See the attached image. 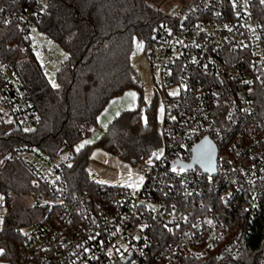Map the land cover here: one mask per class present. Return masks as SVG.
Here are the masks:
<instances>
[{
  "label": "built area",
  "instance_id": "obj_1",
  "mask_svg": "<svg viewBox=\"0 0 264 264\" xmlns=\"http://www.w3.org/2000/svg\"><path fill=\"white\" fill-rule=\"evenodd\" d=\"M47 3L28 0L2 17L43 74L64 54L41 29ZM172 17L144 51L164 116L160 147L129 160L141 187H107L92 175L95 195L71 193L65 171L77 152L68 145L50 157L23 142L1 159L0 172L18 162L33 177L37 216L13 264H264V253L246 252L264 207V0H192ZM39 123L16 63L0 52V124L29 134ZM205 139L217 151L214 176L181 165ZM8 213L0 191V233Z\"/></svg>",
  "mask_w": 264,
  "mask_h": 264
},
{
  "label": "trees",
  "instance_id": "obj_2",
  "mask_svg": "<svg viewBox=\"0 0 264 264\" xmlns=\"http://www.w3.org/2000/svg\"><path fill=\"white\" fill-rule=\"evenodd\" d=\"M167 1L48 0L41 29L68 55L57 75L59 85L53 86L17 28L2 20L6 13L24 9L28 0H0L1 55L6 61L16 63L40 116L35 133H22L13 126L0 124V161L23 142L39 147L50 157L66 145L74 148L90 137L84 135L83 128L97 124L99 115L112 99L132 89L142 95L143 85L132 57L139 43L143 48L153 43L158 26L172 22L171 12L178 4L173 3L167 9ZM191 1L180 0V5ZM156 95L157 100L145 109L146 121L141 108L125 112L95 145L117 152L116 144H121L124 157L129 160L159 148L158 92ZM92 147L82 148L65 171L71 193H97L98 187L90 181L87 172ZM33 190V177L21 163L14 162L0 172V191L9 209L0 233L3 257L14 260L24 241L23 228L36 219L37 212L26 202ZM255 228L246 252L259 258L264 253V207Z\"/></svg>",
  "mask_w": 264,
  "mask_h": 264
},
{
  "label": "rangeland",
  "instance_id": "obj_3",
  "mask_svg": "<svg viewBox=\"0 0 264 264\" xmlns=\"http://www.w3.org/2000/svg\"><path fill=\"white\" fill-rule=\"evenodd\" d=\"M176 2L175 0L167 1V9L174 4H178L180 7L182 4L180 0ZM176 2V3H175ZM139 45H141L139 43ZM147 48V46H146ZM146 48L136 47L135 52L132 57L133 67L141 78L143 85L142 95L137 90H128L129 92L125 95V100L133 105V110L141 108L143 120L146 121V107L152 105L157 100V87L156 79L158 78V73L154 72L150 60L147 58L146 53L144 52ZM60 52L57 50L54 53L58 63L56 65H50L45 73V76L54 86H58L59 82L57 80L58 72L61 68V64H64L68 60V55L65 51ZM40 62L45 61V59L39 60ZM127 92V91H126ZM125 92V93H126ZM134 93L135 95H129ZM123 95V94H122ZM162 102L159 100L157 103V118L158 122L163 120L164 111ZM110 127V126H109ZM108 128L100 129L97 134L90 136L83 140L80 144L74 147V150L79 153L82 148H79L81 144H84V147L87 145L93 146L89 154L87 172L89 176L96 175V183L107 186V187H124L131 190H137L142 186L143 180L137 179L134 175L133 168L129 162V159L125 158L117 152L109 151L101 146L95 145L98 141L102 139L105 135V132ZM86 141H91L90 143H85ZM83 147V148H84ZM79 148V150H77ZM32 198L28 199L27 205H31ZM23 234V233H22ZM0 264H13V262L6 257H0Z\"/></svg>",
  "mask_w": 264,
  "mask_h": 264
},
{
  "label": "water",
  "instance_id": "obj_4",
  "mask_svg": "<svg viewBox=\"0 0 264 264\" xmlns=\"http://www.w3.org/2000/svg\"><path fill=\"white\" fill-rule=\"evenodd\" d=\"M177 7H175L171 14L174 13ZM16 131H20V128L17 126ZM36 130H33L31 133H35ZM216 147L213 142L209 139H205L202 141L195 149H194V157L191 163L189 164H181L185 169H194L199 167L203 170V172L214 176L216 175Z\"/></svg>",
  "mask_w": 264,
  "mask_h": 264
},
{
  "label": "crops",
  "instance_id": "obj_5",
  "mask_svg": "<svg viewBox=\"0 0 264 264\" xmlns=\"http://www.w3.org/2000/svg\"><path fill=\"white\" fill-rule=\"evenodd\" d=\"M112 99L105 110L99 115L97 121L98 132L100 129L109 128V126L123 113L132 111L133 105L128 103L125 98V95L128 93ZM107 132V131H106ZM105 132V133H106ZM97 134V133H96ZM95 135V134H94ZM93 136V135H92ZM91 144V143H90Z\"/></svg>",
  "mask_w": 264,
  "mask_h": 264
},
{
  "label": "snow or ice",
  "instance_id": "obj_6",
  "mask_svg": "<svg viewBox=\"0 0 264 264\" xmlns=\"http://www.w3.org/2000/svg\"><path fill=\"white\" fill-rule=\"evenodd\" d=\"M137 47L138 48H140V47H142V45H137ZM55 86V85H54ZM175 93H173V95H174ZM129 95H132V96H134L135 94L134 93H131V94H129ZM161 111H163V109H161ZM85 143H91V141H86ZM84 147V144H81L80 146H79V148H83ZM79 148L77 149V150H79Z\"/></svg>",
  "mask_w": 264,
  "mask_h": 264
}]
</instances>
